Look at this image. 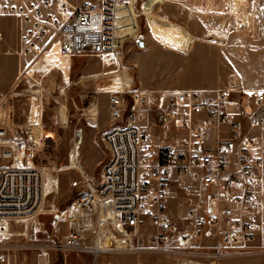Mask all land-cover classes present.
I'll return each mask as SVG.
<instances>
[{
  "label": "built area",
  "instance_id": "obj_1",
  "mask_svg": "<svg viewBox=\"0 0 264 264\" xmlns=\"http://www.w3.org/2000/svg\"><path fill=\"white\" fill-rule=\"evenodd\" d=\"M24 2H28L26 7L22 6ZM133 2L66 3L58 28L53 16L47 14L41 28L35 24L38 31L33 36L54 29L52 38L61 57L119 60L127 30L132 28ZM47 5L48 0H0V15L40 18L41 9ZM22 43L24 53L35 51L30 37L23 38ZM15 99L12 93L0 94V241H4L6 222L29 221L42 206V169L29 162L32 141L26 127L15 123ZM107 107L111 119L123 123L102 136L108 160L99 179L86 181L71 203L66 235L39 249V264H50V252L66 255L76 251L89 236L93 237V253L96 248L104 253H135L142 249L137 235L147 220L157 229L153 239L163 243L175 229L166 214L172 169L178 176L200 178L201 185L182 187L184 220L204 228L206 236L215 232L217 243L209 258L219 263L225 258L249 256L261 229L258 191L262 163L257 132L264 130V91H243L239 78L229 73L224 86L214 90L171 94L118 90L109 94ZM149 115L163 140L179 134L181 150L175 151L170 145L161 147L153 181L141 182L139 171L149 145L138 123ZM209 131L219 137L217 144L202 148ZM34 236L35 241L36 233ZM176 242L184 247L190 237L180 234ZM10 250L0 242V264H10Z\"/></svg>",
  "mask_w": 264,
  "mask_h": 264
},
{
  "label": "rangeland",
  "instance_id": "obj_2",
  "mask_svg": "<svg viewBox=\"0 0 264 264\" xmlns=\"http://www.w3.org/2000/svg\"><path fill=\"white\" fill-rule=\"evenodd\" d=\"M66 3L65 0H54L55 28L61 22L60 15ZM257 13L256 0H134L132 28L127 30L129 35L123 41L119 60L74 57L68 89L64 84H50L44 71L36 69L30 72L31 77L28 74V79L24 78L23 83L8 92L16 96L15 123L27 126L30 138L37 142L32 149L28 148V156L33 154L29 162L43 170L44 183L50 187L33 219L21 224L6 222L3 234L10 236L2 239L10 245V264H39V249L66 235L67 211L81 193L83 184L99 179L109 156L102 136L112 127L123 125L109 116V94L118 90L157 91L164 83L174 80L210 84L224 72H235L238 49L247 47L251 50L255 31L258 34L262 29V22L254 20ZM151 23H156L160 30L165 27L166 31H173L178 41L161 38L169 44L163 42ZM53 31L50 30L48 35L52 36ZM139 37L144 42L143 47L136 43ZM50 38L56 41L54 37ZM51 40L45 51L52 46ZM41 62L45 64L44 58ZM14 69L12 58H0V88ZM28 72L29 68L24 77ZM116 79L119 82L115 83ZM57 81L59 83V78ZM207 133L204 141L208 139ZM24 135L27 137V133ZM180 138L179 134L168 138L175 151L181 150L178 146ZM156 141L154 137L152 143L156 144ZM260 141L264 142L263 133ZM152 148L147 152L151 153ZM153 161L152 157L148 163ZM260 177V187L264 191L263 166ZM170 182L177 195L173 199L167 198L166 214L175 229L163 243L157 244L153 239L157 229L147 220L146 227L137 235L142 249L135 253L94 251V254L93 237L89 236L72 253L50 252L49 263L264 264L263 227L249 256L225 258L219 263L210 259L211 249L217 243L215 232L206 236L204 228L184 220L186 206L181 193L182 180L176 177ZM261 220H264V213ZM180 234L190 237L188 245H177L176 238ZM100 246H104L103 242Z\"/></svg>",
  "mask_w": 264,
  "mask_h": 264
},
{
  "label": "crops",
  "instance_id": "obj_3",
  "mask_svg": "<svg viewBox=\"0 0 264 264\" xmlns=\"http://www.w3.org/2000/svg\"><path fill=\"white\" fill-rule=\"evenodd\" d=\"M34 2V0H29ZM67 4L71 6H77L85 0H65ZM258 4V13L254 17L255 21L262 22V29L257 34L255 31L252 37V47L249 50L247 47H242L238 49L235 72L230 73L235 74L240 81L241 89L243 91L255 92L264 91V0H256ZM74 2V3H71ZM54 0H48V5L41 9L40 18L31 17L29 20H23L19 18H14L8 15H0V58H12L14 62V72L8 80L5 81L3 86L0 88V94L8 93L13 91L16 87L23 83V79H28L27 75L31 77L30 72L38 69L44 71V77L50 84H55L56 86L68 85L70 82V77L72 74V69L74 66V59L68 57H61L57 55V47L55 41L51 40L48 34H42L39 37L33 35L37 34L39 28H41L42 23L45 21V15L50 14L53 16L55 11L53 10ZM28 2L22 4L26 7ZM258 15V16H257ZM35 24L38 25V29L35 28ZM31 32V34H29ZM30 37L32 43L35 45V51L31 54L24 53V45L22 39ZM50 39H49V38ZM159 38V37H158ZM161 39V38H159ZM51 40L52 46L48 51L44 49L47 47ZM163 42L169 44L167 41L161 39ZM171 45V44H170ZM44 58L45 64L41 62ZM7 61V60H6ZM29 68V72L24 77V72ZM34 69V70H33ZM228 73H223L221 76H217L210 84L198 83L196 81H178L174 80L172 82L164 83L157 91H149L155 94H171L173 92L181 91H200V90H213L219 89L224 86L225 79ZM54 78V79H53ZM59 78V83L57 79ZM119 82V79L115 80V83ZM29 84V80L26 81ZM64 91V90H63ZM138 125L141 127L143 136L145 139V144L149 145V149L152 148V152H145L144 161L145 164L139 171V178L141 182H152L154 179V169L156 168L159 161V150L165 145L172 146L169 140H163L161 134L153 124V117L149 115L145 121L139 122ZM27 127V126H26ZM26 132H28L26 128ZM260 147L258 150L259 156L261 158L262 166L264 167V142L261 143L260 136L264 134V130L258 132ZM157 138L156 144L152 143V139ZM49 138V136L47 137ZM207 140L202 144V148H213L216 146L218 141V136L216 133L209 131L207 133ZM32 146H34V140H32ZM169 142V143H168ZM148 149V150H149ZM154 158L152 163H148L151 158ZM195 171V169L193 170ZM178 177L182 180V187L186 184L191 185H201L199 176L196 178L191 177L190 174L185 176H178L174 169L169 172L168 177V189L167 198L173 199V196L177 193L174 191V186L170 182V179ZM181 187V193H182ZM183 194V193H182ZM258 200L260 201V223L261 227L264 229V220H261V214L264 213V191L259 188ZM183 201L185 205V197L183 195ZM262 203V206H261Z\"/></svg>",
  "mask_w": 264,
  "mask_h": 264
},
{
  "label": "bare ground",
  "instance_id": "obj_4",
  "mask_svg": "<svg viewBox=\"0 0 264 264\" xmlns=\"http://www.w3.org/2000/svg\"><path fill=\"white\" fill-rule=\"evenodd\" d=\"M66 15L64 14L63 15V17H65ZM151 27L153 28V31L155 32V34L159 37V38H165V39H168L169 41H171V42H177L178 41V36L175 34V33H173V31H166L165 30V27H164V29L163 30H165V31H163V30H160L159 28H158V26L156 25V23H151ZM34 70V69H33ZM35 111V110H34ZM37 140V139H36ZM34 144H37V142H35L34 141ZM46 175H48V174H46ZM48 180V179H47ZM49 181H51V178L49 179ZM48 181V182H49ZM42 182H43V196H42V203H43V201H44V199H45V197L49 194V190H50V187L48 186V184H45L44 183V172H43V170H42ZM54 182V181H53ZM52 182V183H53ZM51 183V184H52ZM50 184V183H49ZM15 222H17V221H15ZM3 237H8V236H10L9 234H3L2 235ZM2 244H6V245H8L6 242H3V241H0ZM8 246H10V245H8ZM94 251H99V248H96Z\"/></svg>",
  "mask_w": 264,
  "mask_h": 264
},
{
  "label": "water",
  "instance_id": "obj_5",
  "mask_svg": "<svg viewBox=\"0 0 264 264\" xmlns=\"http://www.w3.org/2000/svg\"><path fill=\"white\" fill-rule=\"evenodd\" d=\"M136 43H137V45L139 47H143L144 46V42H143L141 37L137 38Z\"/></svg>",
  "mask_w": 264,
  "mask_h": 264
}]
</instances>
